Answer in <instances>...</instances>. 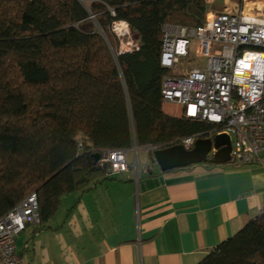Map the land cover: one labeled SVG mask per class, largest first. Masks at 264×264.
Masks as SVG:
<instances>
[{
    "label": "trees",
    "instance_id": "1",
    "mask_svg": "<svg viewBox=\"0 0 264 264\" xmlns=\"http://www.w3.org/2000/svg\"><path fill=\"white\" fill-rule=\"evenodd\" d=\"M210 11L207 0H0V219L36 193L45 229L65 195L110 177L102 152L213 129L162 108L164 26L196 28ZM122 21L138 48L116 57ZM197 264H264V209Z\"/></svg>",
    "mask_w": 264,
    "mask_h": 264
},
{
    "label": "crops",
    "instance_id": "2",
    "mask_svg": "<svg viewBox=\"0 0 264 264\" xmlns=\"http://www.w3.org/2000/svg\"><path fill=\"white\" fill-rule=\"evenodd\" d=\"M150 156L143 169L79 193L64 221L23 230L22 264H197L264 209V153L241 168L166 172Z\"/></svg>",
    "mask_w": 264,
    "mask_h": 264
},
{
    "label": "built area",
    "instance_id": "3",
    "mask_svg": "<svg viewBox=\"0 0 264 264\" xmlns=\"http://www.w3.org/2000/svg\"><path fill=\"white\" fill-rule=\"evenodd\" d=\"M264 0L228 3L223 11H210L203 25L191 28L165 25L161 64L169 71L162 83V108L180 119L204 123L213 129L183 140L192 150L202 136L214 139L227 135L231 141L228 164L250 165L264 153ZM126 23V22H125ZM113 30L130 37V29ZM124 32V33H122ZM125 41V40H124ZM138 48L137 39L128 38L116 57ZM136 150L135 162L129 154ZM147 157L152 146L141 149ZM212 149L211 155L216 153ZM100 163L111 174L139 171L138 149H111L102 152ZM41 224L36 193L28 195L15 209L0 219V264H22L17 236L26 226Z\"/></svg>",
    "mask_w": 264,
    "mask_h": 264
},
{
    "label": "water",
    "instance_id": "4",
    "mask_svg": "<svg viewBox=\"0 0 264 264\" xmlns=\"http://www.w3.org/2000/svg\"><path fill=\"white\" fill-rule=\"evenodd\" d=\"M217 152L210 157L212 149ZM231 141L227 135H217L212 138H200L192 150H187L184 145H176L154 154L155 161L164 172L183 169L191 166L215 164L226 165L231 161ZM99 159V156L97 157Z\"/></svg>",
    "mask_w": 264,
    "mask_h": 264
},
{
    "label": "rangeland",
    "instance_id": "5",
    "mask_svg": "<svg viewBox=\"0 0 264 264\" xmlns=\"http://www.w3.org/2000/svg\"><path fill=\"white\" fill-rule=\"evenodd\" d=\"M207 2L211 6V11H219V12L223 11L228 3H232V4L236 3V4H239V6L242 4V0H207ZM259 5L261 7L262 6L264 7V1L259 3ZM184 27H187V26H184ZM97 28H98V26H97L96 23L93 26L92 25L89 26V29H93L94 30V29H97ZM122 33H124V32H122ZM125 36H126L125 38L123 37V35L121 36L122 43L120 42V48L123 47V42H126L128 40V38L131 37L132 39H137V35L135 33H133L132 31H130V37H128V35H125ZM135 151L136 150H132L131 153L129 154V160L132 161V162H135V160H136V152ZM147 163H149V162H148L146 153H144L139 148V150H138V165H139V168L143 169L144 165H146ZM119 178H120V176H116L115 182L120 181ZM110 182H112V181H108V183H110ZM97 193H99V194L102 193V190L100 189V187H99ZM71 195H74V197L71 198L70 197ZM79 196H80L79 193H71V194L65 195L62 198L61 203L59 205V210H58L57 214L55 215V218H56L57 222L64 221L69 216V214H68L69 210H71V211L75 210V209H73V207L75 206V202L78 200ZM75 215H76V213H73V216H75ZM53 222H55V221H53ZM27 232H29V230ZM26 236H28L27 233H23L22 235H18L17 241H18L20 247L22 246V240Z\"/></svg>",
    "mask_w": 264,
    "mask_h": 264
},
{
    "label": "bare ground",
    "instance_id": "6",
    "mask_svg": "<svg viewBox=\"0 0 264 264\" xmlns=\"http://www.w3.org/2000/svg\"><path fill=\"white\" fill-rule=\"evenodd\" d=\"M118 29L120 30V31H126V23L125 22H119L118 23Z\"/></svg>",
    "mask_w": 264,
    "mask_h": 264
},
{
    "label": "flooded vegetation",
    "instance_id": "7",
    "mask_svg": "<svg viewBox=\"0 0 264 264\" xmlns=\"http://www.w3.org/2000/svg\"><path fill=\"white\" fill-rule=\"evenodd\" d=\"M210 157H212V155H210Z\"/></svg>",
    "mask_w": 264,
    "mask_h": 264
}]
</instances>
